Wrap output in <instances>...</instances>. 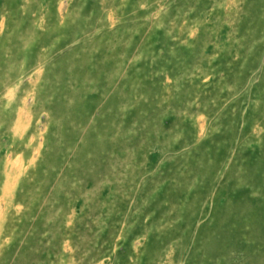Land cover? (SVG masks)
<instances>
[{"label":"rangeland","instance_id":"374dc122","mask_svg":"<svg viewBox=\"0 0 264 264\" xmlns=\"http://www.w3.org/2000/svg\"><path fill=\"white\" fill-rule=\"evenodd\" d=\"M0 264H264V0H0Z\"/></svg>","mask_w":264,"mask_h":264}]
</instances>
